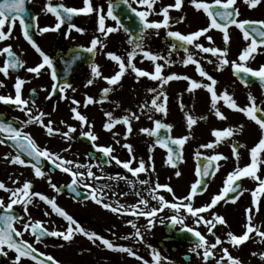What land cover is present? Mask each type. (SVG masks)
Wrapping results in <instances>:
<instances>
[{
    "label": "flooded vegetation",
    "instance_id": "1",
    "mask_svg": "<svg viewBox=\"0 0 264 264\" xmlns=\"http://www.w3.org/2000/svg\"><path fill=\"white\" fill-rule=\"evenodd\" d=\"M109 0H91V3L95 8H102L104 12H107ZM207 4H212L213 0H202ZM49 3V0H26L25 7L27 9L24 19L26 21L31 20L32 17H36L35 24H28V31L32 40L37 43L42 51L52 61V69L41 70V74L36 76L34 73L27 72V67H33L42 62L41 57L35 50L28 44L23 37L22 29L17 20L13 24L12 33L6 41H0V49L6 46H11L14 53L24 62L25 67L17 70H10L7 77L3 73H0V82L3 83V87H0V95H9L14 98L15 89L14 83L17 77L26 81L22 86V98L29 101V108H32L33 102L35 107L32 108V113L38 115L40 111L49 114L43 119L47 123L49 119L54 121L55 128L61 131H67L64 124L60 121L63 120L67 125L77 128V132L72 134L73 140L66 141L59 134L55 136H48L44 128L38 124H30L26 127L21 123L26 120L27 117L14 105H5L0 102V121L10 122L17 128H23V131L27 132L36 141V143L45 147L52 152L59 153L66 159H72L77 163L83 164H101L102 167H93L92 171L97 176H103L104 179L87 182L95 187L96 184H108L111 185L110 189H105V202L111 203L115 206V203L124 204L126 207L132 204H136L140 197L136 195L138 191H130L129 185L124 180H109L108 177L112 176H125L130 180L135 179L131 173L124 169L121 165H117L113 161L110 165L103 163V158L94 159L98 156L91 147V142L79 135L80 125L78 121L71 118V108L77 107L81 114L85 115L88 122L93 125V131L98 136L97 144L108 146L111 145L114 148L113 155H115L121 161H127L130 157L126 149L121 144L128 143L133 146V151L139 152L140 160H144L146 154H144L133 139L137 136L139 142L146 149L150 146L153 147V151L157 157L161 159V162L166 165L169 171L175 172L178 170L184 176L189 184L188 188L191 189V185L198 179L196 174L197 167L201 160L196 157L195 143L202 141L205 137V143L213 142L211 131L213 129L222 130V120L215 117L210 109V94L206 89H195L189 93L187 91L188 81L185 80H173L167 85L163 86V91L168 96L167 103V115L161 113H148L146 110L143 114L139 109V105L145 102L150 104L152 93L147 90L149 88H160L158 81H152L147 77L137 78L135 73L128 69L121 80L116 84L109 86L103 77H111L118 71V65L107 58V52H114L126 61L127 52L131 51V47L128 43L129 35L138 36L142 25L139 19L129 10V8L120 2V0H113V3H119V7L114 9V14L120 21L122 27L116 33L110 34L107 38L100 37L105 44L104 49H97L95 55L83 51V48L90 46V41L94 36H100L97 32L98 20L95 13L92 14H80L73 17L72 23L77 27H80L83 31L76 32L75 29L69 30L67 23L62 28L55 32L40 33L39 28L42 27H54L56 21L55 17L51 13L44 11V7ZM53 5L63 4L68 7H82V0H51ZM132 7L137 8L138 11L145 10L144 7L133 3L129 0ZM174 4V0H157L154 6L156 12L167 5ZM238 9L240 15L237 17L239 20H253L264 21V2L260 3L257 7L250 9L243 0H237L234 5ZM216 11V8L211 9ZM169 15L172 18L169 29L161 28L159 34L156 30H147V34L142 39L143 49L151 51L152 53L163 56L170 63L165 65L162 70V75L178 74L187 75L193 80L202 83H210L206 78L200 77L195 71V65L189 64L185 66L183 59L185 53L184 47L189 49V52L193 54L194 58L201 63V66L216 79L217 85H215L216 91L219 93L227 90L229 94L234 96L233 92L235 87H239L240 91H246L252 93L251 89H260L257 84H250L245 86L234 75L231 69V65L225 66L223 70H216L215 57L211 54H205L199 52L197 49L190 45L181 46L180 42L174 40L167 35L168 30L179 31L182 34H189L198 29L207 27L209 20L203 10H196L190 0H184L181 10L171 8ZM179 17H184L183 22L177 23L176 20ZM149 20L159 21L163 17L161 15L152 14L148 17ZM107 26H116L115 21L106 19ZM127 29V31H125ZM7 32V25L4 29ZM230 42L228 45L229 61L237 59L239 52L246 47L247 42L243 40L242 33L233 25L229 27ZM211 36L212 42H209L206 37ZM199 43L204 46H216L221 49L225 47L223 43V34L218 29H210L205 37L199 38ZM176 44L177 48L170 51L171 45ZM264 46L258 49V52L254 54V59L247 62V66L257 69L261 64H264ZM79 54V59H73L76 54ZM263 54V55H262ZM6 59V55L0 56V66L3 65V61ZM208 60H212L213 63H208ZM95 63L99 66L102 76L95 78L92 85L85 87L87 80L92 78L91 65ZM133 63L140 69L149 72H154V65L151 61L145 59L138 51L137 56ZM157 63L164 64L163 60H158ZM52 71H55L57 80L53 81L51 78ZM58 83L60 85L70 84L71 88L65 89L64 95L66 99H62L59 90L53 94L51 99H46L49 93L52 91V84ZM228 86L230 90L228 91ZM105 87H111V91L107 94V97L102 96V89ZM75 89L73 91L72 89ZM86 97H92L93 103L87 107L84 106V100ZM235 100L236 95L233 97ZM75 99L80 103L73 105L71 101ZM183 103L185 111L189 112L194 118L206 116L207 119H197V123L189 130L186 125V118L184 113L180 109V104ZM222 106L225 107L222 111ZM218 107L222 113L229 117L228 114L237 115L238 111L227 108L223 104V101L218 103ZM55 109V110H54ZM136 112L141 118L133 120V131L125 139L124 133L126 131L125 126L118 124L113 131L117 133V139L121 140V144H115L112 132L106 131L103 128V124L106 122L105 112H112L113 116L120 118L127 114V111ZM153 115V119L161 120L163 123L171 125V129L168 132L161 130V135H171L174 138L182 136H189L190 139L185 143L181 150L182 159L177 162L176 168L165 163L167 159V151L159 145H154V137H149L146 134L139 132V129L148 127L153 128L154 124L148 119V115ZM244 117V114L241 113ZM87 131V127L84 128ZM205 135L204 138H201ZM196 138V139H195ZM135 140V139H134ZM11 141L5 142L4 145H0V182H3L9 188H15L22 186V183L27 180L33 185L31 191L42 193L49 198H54L59 207L70 214L77 223L83 227L86 231H94L103 237L110 239L114 244L131 248L137 256L141 257V260H137L135 257H130L127 253H121L117 251H111L105 249L99 242L92 244L85 236L76 234L72 241H64L61 237L46 236L42 238L40 243L35 242V238L30 233H25L22 237L28 240L36 247L38 252H43L46 255H51L54 259L60 262V264H143L146 260L148 264H154L152 260V249L159 252L161 260L159 264H181L178 259L184 261L185 255L189 256V260L182 264H216L218 258L215 255L218 253L216 249L212 250L214 256L207 262L203 259L204 249H197L195 252L190 251L198 241H191L184 244L178 250H171L174 246V242L171 241L173 233L182 228H192L199 231L208 240L210 234L207 232V226L203 223L197 224L196 219L191 216L185 209L182 212L174 213L173 216H177L178 219L183 218L184 224H173L170 221L163 223L161 212H157L154 217H151L153 224L151 228L148 227V218L135 215H118L108 210H105L102 206L97 205L90 199H87V190L82 186L77 188L82 191V199L75 200L68 195L65 190V185L71 182V177L59 171L53 169L47 161H42L43 170L51 178V181L55 183L60 191L57 193L54 191L49 183L48 178H36L34 172L30 166L14 165L4 159L6 154L15 155V152L9 145ZM68 147L69 151L64 152V149ZM222 142L215 146L214 149H201L203 156L222 154ZM135 157V156H134ZM25 160H30V157L22 156ZM136 157L133 160L132 167L138 166L140 161ZM148 169L151 164L144 160ZM154 161V160H153ZM219 164V171L215 176H209L206 181V185L203 187L204 191L198 192L193 196V199H197L199 202L196 207L204 206L210 203L211 198L218 194L222 187V179L226 176L224 168H222V161L217 162ZM182 168V171L179 169ZM76 170V169H74ZM78 171L87 172V169H78ZM149 171L139 173V176L149 178ZM148 174V175H146ZM18 181V184H13L12 181ZM240 184L243 187L242 181ZM140 189V188H139ZM189 189V190H190ZM134 190V189H133ZM142 190V189H141ZM144 191V190H142ZM115 192L117 195H112ZM121 193H127V195H121ZM9 193H5L0 190V199H3L7 204ZM142 196V195H141ZM144 198V196H142ZM261 198V199H260ZM259 202L262 199L260 196ZM145 199V198H144ZM35 202L29 205V214L33 220L39 219L44 223V226L49 230H64L67 227V221L62 217L51 212L49 205L39 201L38 197L34 198ZM260 202V204H261ZM195 208V205L190 202ZM233 206L231 199H226L218 203L214 209L209 210L199 215L204 216L205 219H211L212 211L222 216V204ZM263 207L264 205L261 204ZM143 208V205L139 206ZM159 204L154 203V206L148 204V209L158 208ZM2 212V210H0ZM49 212L50 215L45 216L44 213ZM14 215H23V208L20 205L13 206ZM206 215H209L206 218ZM227 215V213L225 214ZM224 215V216H225ZM226 218V216H225ZM131 220L140 229L143 239L132 237V233L135 231L127 221ZM156 221H160L156 225ZM171 224V225H170ZM18 230H22L20 224H15ZM218 226V225H217ZM157 232V236L154 233ZM123 236H129L127 240L121 239ZM222 255V247L219 253ZM15 253L9 251L7 257L0 255V264H11V259L14 258ZM22 264H35L27 258L22 260Z\"/></svg>",
    "mask_w": 264,
    "mask_h": 264
},
{
    "label": "snow or ice",
    "instance_id": "2",
    "mask_svg": "<svg viewBox=\"0 0 264 264\" xmlns=\"http://www.w3.org/2000/svg\"><path fill=\"white\" fill-rule=\"evenodd\" d=\"M125 4L129 10L139 19L140 24L142 25L140 33L138 36L129 35L127 43L132 46L131 51L127 52L126 61L122 56L114 53L107 52L106 56L109 60L114 61L118 65V71L115 72L111 77H103L107 85L112 86L116 85L125 72L130 69L131 72L135 73L137 78L147 77L152 81H158L160 83V88H149L147 91L152 93V98L150 104L145 102L139 105L141 114L145 112L148 113H161L167 115V103L168 96L162 90L164 85H167L170 81L173 80H185L188 81L187 91L189 93L193 92L195 89L204 88L207 93L210 94V109L216 118L220 120H225L226 116L222 113L218 107V103L223 101V104L227 108L234 111L243 113L249 120L254 121L256 125L259 126L261 135L258 142L248 149L250 156V163L244 167H237L227 174L226 179L224 180V186L220 192L214 195L211 198L210 203L205 204L201 207H193L191 201L193 196L200 191L206 190L203 186L206 185V177L215 176L219 171V164L217 162L222 160H227L228 157L223 156L222 154L208 155L203 156L201 152H196V157L198 160H201V163L197 167L196 174L198 179L191 185V189L183 200L188 203L177 204V203H168L163 196L156 194L157 190L163 188L169 193H173V199L175 200V194L173 189L168 185H161L160 183L155 184V188H149L148 191L152 196L153 200H156L159 204V208L148 209V201L145 200L140 192H136V195L140 197L136 204L125 206L124 204L117 201L115 206L111 203L105 202V189H110L111 185L108 184H96L93 187L87 181H97L104 179L103 176H97L93 171V167H102L101 164H83L77 163L72 159H66L62 155L51 150L39 146L36 141L29 135L27 132L23 131V128H17L10 122L0 121V145H4L6 140L11 141L9 147L13 149L15 155L6 154L4 159L9 163L14 165L30 166L34 172L36 178H48V183L50 187L59 193L60 188L51 181V178L43 170L42 161H47L53 169H58L59 171L68 174L71 177V182L66 184L71 192L79 195L80 193L77 190V186H82L87 190V199H90L97 205L102 206L105 210H108L114 214L118 215H135L143 216L148 218V227L151 228L153 221L151 217H154L158 211L163 210L166 207L172 208L179 213L181 208L185 209L192 217L196 219V223H203L207 226V232L215 237V242L209 244L199 231H196L192 228H187L186 230L191 233L194 237L197 238V241L190 251L195 252L197 249H204L203 259L207 262L211 257L214 256L212 250L216 249L219 245H222L224 241L216 235L213 231L217 225L228 226L224 217L216 214L212 211L211 219H205L204 216L199 215L200 213L208 212L209 210L214 209L219 202L225 201L229 197V194H235L231 197L232 203H236L244 192L250 191L251 193V205L256 207L259 202L261 195H264V178H261L258 175L260 170V165L264 164V108H261L256 103V98L249 93L248 94V104L244 107L238 105L236 100L230 95L227 90L218 94L215 89L217 85L216 79L210 75L202 66L201 63L196 60L192 53L189 52L187 47L183 48L185 53V58L183 59V64L185 66L192 64L195 65V71L199 74L200 77L206 78L210 83H202L196 80L191 79L187 75H178V74H169L162 75V70L165 65L170 62L165 59L163 56H158L151 51L143 49L142 39L147 34V30H156V33L159 34L161 28L169 29L172 18L169 15V10L175 8L176 10L182 9V4L184 0H174V4H170L162 7L159 12H156L155 5L157 0H132L133 3H136L139 6L145 8V10L138 11L137 8L132 7L129 3V0H120ZM243 2L250 8L257 7L264 0H243ZM82 7H68L63 4L49 3L45 5L44 11L51 13L55 17L54 27H42L38 31L40 33L55 32L62 28L65 23L69 30L75 29L76 32H82L83 30L80 27H77L72 23L73 17L80 14H92L97 15L98 26L97 32L100 36H94L90 41V46L83 48L84 52L91 53L95 55L98 47L99 49H104L105 44L101 40V36L107 38L110 34L116 33L120 30L122 25L117 19V16L114 14V9L119 7V3H113V0H109L107 12L105 13L102 8L98 9L93 6L91 0H82ZM190 3L196 10H203L207 15L209 24L207 27L198 29L189 34H182L179 31L168 30L167 35L174 40L180 42L181 46L190 45L193 48L197 49L201 53L211 54L212 57H215L216 70L221 71L225 66L231 65L233 75L240 74V82L245 86H248L247 77H252L258 80L261 88H264V64H261L257 69L247 66V62L251 59H254V54L258 52L262 46H264V21H253V20H239L237 17L240 15L237 8L234 5L237 3V0H213L212 4H207L202 2V0H190ZM26 0H0V41H6L9 39L13 24L18 20L19 25L23 32L24 39L28 42L29 45L35 50L36 53L41 57L42 62L33 67H27V72L34 73L36 76L41 74V70L47 67L52 69V61L48 55L41 50V48L35 43L28 31V24H35L36 17H32L31 20L26 21L24 15L27 11ZM216 8V11L211 9ZM152 14L161 15L162 20L152 21L148 17ZM106 19H111L115 21L116 26H107ZM184 17H179L176 22H183ZM7 25V32L4 31L5 26ZM235 26L243 36V40L247 42L246 47H244L235 60L229 61L228 56V45L230 42L229 27ZM210 29H218L223 34V43L225 47L223 49L216 46H204L199 43V38L205 37V34L210 31ZM127 31V29H125ZM206 39L209 42H212V37L207 36ZM177 48L176 44L171 45L170 51ZM140 52L142 56L151 61L154 65V72H149L138 68L134 63V59L137 56V52ZM6 55V59L3 61V65L0 66V73H3L5 77L9 75L10 70H17L25 67L24 62L14 53L12 47L6 46L0 49V56ZM73 59H79V54L77 53ZM158 60H163L164 64L157 63ZM208 63H213L212 60H208ZM91 76L92 78L87 80L85 87L93 84L95 78L102 76L101 70L98 65L93 63L91 65ZM51 78L53 81L57 80V75L55 71H52ZM26 83L23 79L19 77L16 78L14 83L15 96L14 98L9 95H0V102H3L5 105H14L27 117L26 120L21 123L26 127L30 124H38L45 129L48 136H55L59 134L64 140L72 141L74 133L77 132V128L74 126L67 125L65 121L61 120L60 123L64 124L67 128V131H61L54 126V121L49 119L47 123L44 122V117L46 114L42 111L38 115L32 113V108L35 107L33 102L32 108H29V101L22 98V86ZM3 83L0 82V87H3ZM71 88L70 84L60 85L58 83L52 84V91L46 97V99H51L53 94L59 90L61 98L66 99L64 95L65 89ZM75 91V89H72ZM111 87H105L102 89V96L107 97V94L111 91ZM93 98L86 97L84 100V106L87 107L89 104H92ZM73 105H78L80 102L73 99L71 101ZM264 103V102H262ZM180 109L184 113L186 118V125L189 130L197 123V119H207L206 116H201L199 118H194L189 112L185 111V106L183 103L180 104ZM55 110V109H54ZM71 118L79 122L81 137L87 138L91 142V147L98 156L93 157L94 159L103 158L104 164H111L113 161L117 165H121L126 169L133 177H136L137 174L148 171V166L144 160L138 162V166L132 167L133 160L135 159L133 154V146L128 143L121 144V140L117 139V133L113 131L116 125L122 124L125 126V139L133 131L132 121L139 120L141 118L136 112L127 111V114L123 115L120 118L113 116L112 112H105L106 122L103 124V128L106 131L112 132L113 139L115 144H121V146L127 150L129 154V159L127 161H121L115 155H113L114 148L111 145L103 146L96 143L98 136L93 131V125L88 122V119L85 115L81 114L78 111L77 107L71 108ZM148 119L154 124L153 128L144 127L139 129V132L146 134L149 137H154V145H159V147L166 149L167 159L166 164L171 165L173 168H176L177 162L182 159L181 150L185 143L190 139L189 136H182L179 138H174L171 135H161V130L165 132L170 131L171 125L163 123L161 120L153 119V115L149 114ZM85 126L87 131L84 130ZM243 126L241 125L239 129L233 128H224L223 130L213 129L211 135L215 137L213 142L204 143L200 145L201 149H214L216 145L221 142H225L227 139L231 138L235 132L242 130ZM246 145L238 144L232 146V155L235 159L239 160V149L245 148ZM69 151V148L66 147L64 152ZM149 153L153 151V147L148 148ZM22 156L30 157V160H25ZM152 157L149 156V160ZM76 169V170H74ZM78 169H87V172L78 171ZM154 170V169H153ZM182 173L180 171L175 172L176 177H180ZM251 178L253 181L257 182V187L254 190L245 189L239 183L242 178ZM109 180H124L129 186L134 185V181L127 179L125 176H112L108 177ZM139 184L147 185L149 181L139 180ZM13 184H18V181H12ZM33 185L30 181L25 180L22 183V186L13 188L7 187L3 182H0V190H3L5 193H9L8 203L5 204L3 199H0V255L7 257L9 251L15 253L14 258L11 259V264H22V260L27 258L31 261H34L35 264H60L59 261L54 259L51 255H46L43 252H38L36 247L28 240L23 239L25 233H30L35 238L36 243H40L43 237L52 236V237H61L64 241H72L76 234L85 236L92 244L99 242V245H102L105 249L111 251H117L121 253H127L130 257H135L137 260L142 258L137 256L136 253L129 247L120 246L114 244L110 239L103 237L102 235L97 234L94 231H86L81 227L77 221L68 214L65 210L57 205L54 198H49L47 195L31 191ZM112 195H117L115 192ZM121 195H127V193H121ZM38 197L39 201L44 202L46 205H49L51 212L62 217L67 221V227L64 230H49L44 226V223L39 219L33 220L29 214V205L34 203V198ZM20 205L23 208V215H14L13 206ZM143 205V208L139 206ZM253 207H248L245 209L246 223L243 225L245 231L241 235H236L233 232H227L228 240L227 242L233 246L243 245L250 238V233H255L257 237L261 238V242H264V231H261L258 226L253 225V216L252 211ZM258 210V208H257ZM45 216L50 215L49 212L44 213ZM173 224H181L183 226V218L178 219L177 216L170 217ZM135 231L132 233V237L143 239L140 229L135 223L131 220L127 221ZM15 224H20L22 230H18L15 227ZM129 236H123L121 239L127 240ZM222 255L219 259L216 260V264H222V261L225 258L228 261V264H242V262L230 255L228 248L222 249ZM251 255L256 256L257 253L253 252ZM260 258L264 259V253L260 254ZM161 256L158 251L152 249V260L154 264H159ZM143 264H148V261H144Z\"/></svg>",
    "mask_w": 264,
    "mask_h": 264
},
{
    "label": "rangeland",
    "instance_id": "3",
    "mask_svg": "<svg viewBox=\"0 0 264 264\" xmlns=\"http://www.w3.org/2000/svg\"><path fill=\"white\" fill-rule=\"evenodd\" d=\"M262 53L264 52L261 51ZM263 55V54H262ZM225 87H228L224 85ZM230 88L228 87V91ZM234 96L236 95V102L239 106L244 107L248 104V94L246 91H240L239 87H235L233 89ZM252 95L256 98V103L261 108H264V94L260 89H251ZM231 95V94H230ZM233 96V97H234ZM225 107L222 106V111H224ZM228 118L226 116L225 120H222V123L225 122V124L222 125V130L224 128H233V129H239L242 125L243 128L240 131L235 132V134L227 139L225 142H222V149L226 150L222 152V155L225 157H228L227 160H222V168H224L226 172V176L222 179V184L224 185V180L227 177V174L231 171H233L237 165L240 167H244L248 163H250V156L248 149L253 147L259 140V137L261 135L259 126L255 124L254 121L249 120L245 115L241 114V112H238L237 115L234 114H228ZM205 135H203L201 138H204ZM206 138V137H205ZM204 138V139H205ZM135 139V140H134ZM133 139V141L136 143L140 151H142L144 154H146V157L144 160L149 162L151 164V167L149 168V178L142 177L137 174L135 179H138L137 181L134 180V185L129 186L130 191H138L141 193L142 196H144L145 200L148 201V204H151V206H154V203L157 202L156 200L152 199L151 194L149 193V188H155V184L158 182L161 185H168L173 189V192L175 194L176 199H173V193L167 192L165 189L161 188L157 190L156 194L159 196H163L168 203H177V204H183L188 203L183 200V197L188 195L189 184L187 183L185 176L182 174L180 177H176L174 172L169 171L166 168V165H164L161 162V159L157 157L156 153L152 151L149 153L148 149L141 145L139 142V138L136 136ZM196 139V138H195ZM202 140L201 142L198 141L195 143L196 152H201L200 145L204 144L205 140ZM215 140V137H212V141ZM238 144H244L246 145L245 148L239 149V160L235 159L232 155V146L238 145ZM195 152V153H196ZM139 152L133 151L134 156L140 160V156L138 154ZM149 156L152 157L151 160H149ZM154 160V161H153ZM154 169V170H153ZM179 169L182 171V168L179 167ZM146 174V175H148ZM258 175L261 178H264V164L260 165V170L258 172ZM139 180H147L149 183L147 185H141L139 184ZM243 183V188L254 190L257 187V182L253 181L251 178H242L241 179ZM140 188V189H139ZM134 189V190H133ZM144 191H142V190ZM195 207L196 204L199 202L197 199H192L191 201ZM158 203V202H157ZM248 207H253L251 205V193L250 191L244 192V194L240 197V199L234 203L233 206L226 205L225 203L222 204V217L225 218L227 222V227L224 225H218L213 231L218 235L224 243L222 245H219L217 247V254L215 255L216 258H220V251L221 247L228 248L229 253L232 257L239 259L242 264H264V259L260 258V254L264 253V242H261V238L257 237L256 234L250 233V238L248 241H246L243 245L239 246H233L227 242V232L231 231L236 235H241L245 231V228L243 225L247 222L246 221V215H245V209ZM159 208V207H158ZM258 208V210H257ZM183 208H181L180 212H182ZM162 214V221L163 223H166L170 221V217L174 215L176 212L174 209L166 207L163 210L159 211ZM227 213V215H225ZM225 215V216H224ZM253 216V225L258 226L261 231H264V207L258 202V205L256 207H253L252 211ZM209 215H206V218H208ZM160 221H156V225H158ZM155 236H157V232L154 233ZM209 234V233H208ZM209 244L215 242V237L210 235L209 239L207 240ZM256 252L257 255L253 256L251 253ZM223 254V253H222ZM178 262L181 264L184 262L181 259H178ZM222 264H228L227 259L225 258L224 261H222Z\"/></svg>",
    "mask_w": 264,
    "mask_h": 264
},
{
    "label": "water",
    "instance_id": "4",
    "mask_svg": "<svg viewBox=\"0 0 264 264\" xmlns=\"http://www.w3.org/2000/svg\"><path fill=\"white\" fill-rule=\"evenodd\" d=\"M235 76L240 80V74H237V75H235ZM246 79H247V81H248V84H251V83H253V82H256V83L259 84L258 80L254 79V78H252V77H247ZM259 85H260V84H259ZM263 89H264V88H263ZM200 163H201V161H200ZM207 179H208V177L205 178L206 181H207ZM68 192H70V193L74 196V198H78V197H80V194H79V195H76V193H73V192H71L70 190H69ZM233 195H235V194L230 193L228 198H231ZM263 200H264V196H263ZM173 240L176 242V245H175L174 249H177V248H179L180 246H182V244H184V243H186V242H189V241H196L197 238L194 237V236H193L191 233H189L188 231L182 229V230L176 232V236L174 237ZM186 259H187V257H186Z\"/></svg>",
    "mask_w": 264,
    "mask_h": 264
}]
</instances>
